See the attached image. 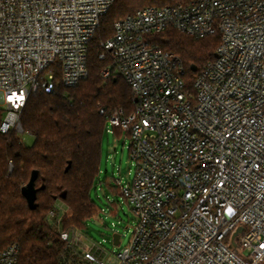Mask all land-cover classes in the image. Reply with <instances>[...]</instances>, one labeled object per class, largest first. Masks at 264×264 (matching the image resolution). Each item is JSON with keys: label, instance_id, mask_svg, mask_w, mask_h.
Instances as JSON below:
<instances>
[{"label": "built area", "instance_id": "2783aa9c", "mask_svg": "<svg viewBox=\"0 0 264 264\" xmlns=\"http://www.w3.org/2000/svg\"><path fill=\"white\" fill-rule=\"evenodd\" d=\"M115 1L0 0L1 133H28L21 113L32 94L88 78L89 44ZM169 29L220 35L194 91L181 59L152 41ZM101 46L111 59L103 77H122L136 103L107 127L131 138L136 166L131 183H116L137 225L115 264H264V0L146 7ZM70 216L58 201L48 222L80 246L79 264H106L81 231L62 229ZM21 250L10 244L0 264H18Z\"/></svg>", "mask_w": 264, "mask_h": 264}, {"label": "trees", "instance_id": "16d2710c", "mask_svg": "<svg viewBox=\"0 0 264 264\" xmlns=\"http://www.w3.org/2000/svg\"><path fill=\"white\" fill-rule=\"evenodd\" d=\"M192 1L116 0L89 44L88 78L76 87L60 85L54 93L40 91L29 97L21 125L34 137V143L27 145L16 132H0V252L17 242L22 246L18 264H79L80 246L63 240L49 224L48 214L58 201L63 202L71 208L72 216L64 218L62 229L86 234L85 223L101 211L92 191L99 184L105 187L100 182L102 145L110 118L119 110L130 115L136 109L132 89L122 77H103L111 59L101 43L113 36L118 21L143 8ZM152 41L181 59L183 79L194 91L200 71L216 59L221 38L219 34L198 38L169 29ZM103 53L105 59L100 58ZM4 113L0 108V125ZM114 133L118 137L125 134L121 128H114ZM33 171L39 173L35 210L22 194ZM106 185L109 192L121 195L118 185ZM111 204L116 207L115 201Z\"/></svg>", "mask_w": 264, "mask_h": 264}, {"label": "rangeland", "instance_id": "374dc122", "mask_svg": "<svg viewBox=\"0 0 264 264\" xmlns=\"http://www.w3.org/2000/svg\"><path fill=\"white\" fill-rule=\"evenodd\" d=\"M108 126L113 130L110 122ZM20 138L27 144L34 143V137L21 134ZM131 138L126 134L118 137L114 131L105 133L102 145V163L100 182L97 189L92 191V198L100 207V214L85 223L86 234L84 242L96 244L97 253L106 264H115V254L125 249L131 242L137 225V220L131 206L122 195H114L107 189L106 183L115 185L118 180L123 184L133 181L136 171L131 153ZM106 182V183H105ZM116 207L112 206V202ZM121 236L119 245L113 243V235Z\"/></svg>", "mask_w": 264, "mask_h": 264}, {"label": "water", "instance_id": "95a60500", "mask_svg": "<svg viewBox=\"0 0 264 264\" xmlns=\"http://www.w3.org/2000/svg\"><path fill=\"white\" fill-rule=\"evenodd\" d=\"M38 175H39L38 171H33L29 183L22 188V194L27 200L30 209L32 210H35L37 207L36 205V201H37L36 181L38 179ZM120 237L121 236L117 233L113 235V243L115 245L120 244Z\"/></svg>", "mask_w": 264, "mask_h": 264}, {"label": "clouds", "instance_id": "9594fccd", "mask_svg": "<svg viewBox=\"0 0 264 264\" xmlns=\"http://www.w3.org/2000/svg\"><path fill=\"white\" fill-rule=\"evenodd\" d=\"M0 130H2V131H6V128H5V129H0ZM227 211H228L229 214L232 213V209H231V208H229Z\"/></svg>", "mask_w": 264, "mask_h": 264}, {"label": "snow or ice", "instance_id": "6c2138e0", "mask_svg": "<svg viewBox=\"0 0 264 264\" xmlns=\"http://www.w3.org/2000/svg\"><path fill=\"white\" fill-rule=\"evenodd\" d=\"M9 99L12 100V97H9ZM16 99H17V100H22L23 97H22V96H20V97H16Z\"/></svg>", "mask_w": 264, "mask_h": 264}, {"label": "crops", "instance_id": "0c3cea01", "mask_svg": "<svg viewBox=\"0 0 264 264\" xmlns=\"http://www.w3.org/2000/svg\"><path fill=\"white\" fill-rule=\"evenodd\" d=\"M117 185V184H116Z\"/></svg>", "mask_w": 264, "mask_h": 264}]
</instances>
